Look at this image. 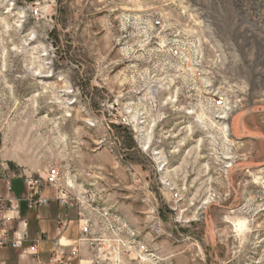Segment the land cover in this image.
<instances>
[{"label":"rangeland","instance_id":"1","mask_svg":"<svg viewBox=\"0 0 264 264\" xmlns=\"http://www.w3.org/2000/svg\"><path fill=\"white\" fill-rule=\"evenodd\" d=\"M0 163L101 192L103 264H264V0H0Z\"/></svg>","mask_w":264,"mask_h":264},{"label":"built area","instance_id":"2","mask_svg":"<svg viewBox=\"0 0 264 264\" xmlns=\"http://www.w3.org/2000/svg\"><path fill=\"white\" fill-rule=\"evenodd\" d=\"M39 13L40 8L38 7V4H32L29 6L30 17L34 18L38 16ZM145 15L146 14H142L134 18H129L132 19V24L140 26L143 34V42L145 40H150V38L148 39L147 34L149 29H157L161 27V20L149 18ZM160 52L163 60H165L168 65H172V63L181 65L187 64V68L194 71H197L199 68V51L195 48H184V44L178 40L166 41V43L160 46L158 53ZM224 105L225 101L221 97H217L213 100V106L216 108L223 109ZM4 166V164L0 163V180L5 183L7 190L10 191L9 179L6 176L7 168ZM18 178L23 179V184L26 190L25 202L28 210H37L49 205L51 199L42 195L45 188H53L55 190L56 196L54 200L61 207L78 206L81 208L82 205L85 203L87 204L78 214V224L81 228L77 239V245L72 247L69 246V249L66 251L65 247L68 246H63L59 240H55L53 242V250L50 253L49 264H75V262L79 260L78 248L81 245L87 247L93 254L89 264H103L105 260L101 257V252H99V248L103 241L94 237L93 231L96 229V224L93 220L88 219L84 212V210L88 212L89 209L91 212L98 213V215L106 221H113L112 216L101 207L104 199L101 192L90 193L89 195L88 191H85L84 195L73 193L72 185L68 181L62 183V173L56 166H49L43 171L42 175L33 176L29 174L18 176ZM174 197H176V195ZM101 212L104 213L101 214ZM17 213V201L6 200L0 197V249L4 247L21 249L25 255L32 258L34 264H42L36 244L31 243L26 246L24 245L28 240L26 230H23L19 236L18 232L14 231L13 238H9L12 230L10 226L16 219L15 215ZM22 224L25 229L26 222L23 221ZM66 227L67 221L57 220L56 229L58 233L64 232ZM106 230H109L108 232L111 236H117V232L120 231L119 227L115 224H109ZM154 231H157V228H154ZM110 242V246L116 245L125 248V252L139 250L142 254L147 250L144 244H135L134 241L123 242V240L112 239L109 240V243Z\"/></svg>","mask_w":264,"mask_h":264},{"label":"crops","instance_id":"3","mask_svg":"<svg viewBox=\"0 0 264 264\" xmlns=\"http://www.w3.org/2000/svg\"><path fill=\"white\" fill-rule=\"evenodd\" d=\"M9 179L10 191L7 190L5 183L0 180V197L6 200L18 202V213L16 219L11 224L9 238H13V232L17 231L18 236L23 230H26L28 240L25 246L31 243L36 244L38 255L42 264H49L50 253L53 250V242H59L67 251L69 246L77 245L81 226L78 224V214L83 206L61 207L54 200L56 192L53 188H45L42 192L44 197L51 199L46 207L37 210H28L25 197L26 190L21 179L13 174L6 173ZM70 183L71 181L68 180ZM71 184V183H70ZM72 192L79 194L78 190L72 185ZM57 220L67 221V227L64 232L58 233L56 229ZM26 222V228H23L22 222ZM79 260L75 264H88L91 258V251L85 246H79ZM0 264H34L30 256L25 255L21 249H12L4 247L0 249Z\"/></svg>","mask_w":264,"mask_h":264}]
</instances>
